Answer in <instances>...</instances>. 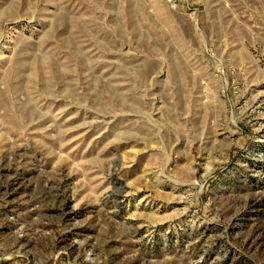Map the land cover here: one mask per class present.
<instances>
[{
    "label": "rangeland",
    "instance_id": "1",
    "mask_svg": "<svg viewBox=\"0 0 264 264\" xmlns=\"http://www.w3.org/2000/svg\"><path fill=\"white\" fill-rule=\"evenodd\" d=\"M0 264H264V0H0Z\"/></svg>",
    "mask_w": 264,
    "mask_h": 264
}]
</instances>
